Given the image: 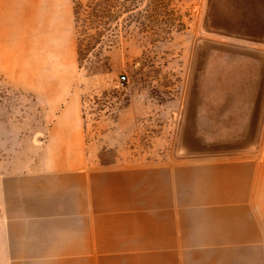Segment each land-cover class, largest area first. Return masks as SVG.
I'll use <instances>...</instances> for the list:
<instances>
[{"label": "crops", "instance_id": "crops-1", "mask_svg": "<svg viewBox=\"0 0 264 264\" xmlns=\"http://www.w3.org/2000/svg\"><path fill=\"white\" fill-rule=\"evenodd\" d=\"M77 72L74 0H0V79L41 116L8 125L33 152L0 176V264H264L263 151L89 167Z\"/></svg>", "mask_w": 264, "mask_h": 264}, {"label": "rangeland", "instance_id": "rangeland-1", "mask_svg": "<svg viewBox=\"0 0 264 264\" xmlns=\"http://www.w3.org/2000/svg\"><path fill=\"white\" fill-rule=\"evenodd\" d=\"M74 6L86 165L170 162L201 0H74ZM38 109L0 79V176L28 165L33 150L23 141L41 118ZM16 121L26 156L5 158L14 148L8 125Z\"/></svg>", "mask_w": 264, "mask_h": 264}, {"label": "water", "instance_id": "water-1", "mask_svg": "<svg viewBox=\"0 0 264 264\" xmlns=\"http://www.w3.org/2000/svg\"><path fill=\"white\" fill-rule=\"evenodd\" d=\"M175 161L259 152L264 126V0H201Z\"/></svg>", "mask_w": 264, "mask_h": 264}, {"label": "built area", "instance_id": "built-area-1", "mask_svg": "<svg viewBox=\"0 0 264 264\" xmlns=\"http://www.w3.org/2000/svg\"><path fill=\"white\" fill-rule=\"evenodd\" d=\"M121 80H122V81H124V80H125V77H124V76H122V77H121Z\"/></svg>", "mask_w": 264, "mask_h": 264}, {"label": "trees", "instance_id": "trees-1", "mask_svg": "<svg viewBox=\"0 0 264 264\" xmlns=\"http://www.w3.org/2000/svg\"><path fill=\"white\" fill-rule=\"evenodd\" d=\"M75 16H76V12H75V6H74V18H75Z\"/></svg>", "mask_w": 264, "mask_h": 264}, {"label": "bare ground", "instance_id": "bare-ground-1", "mask_svg": "<svg viewBox=\"0 0 264 264\" xmlns=\"http://www.w3.org/2000/svg\"><path fill=\"white\" fill-rule=\"evenodd\" d=\"M178 119V118H177Z\"/></svg>", "mask_w": 264, "mask_h": 264}]
</instances>
